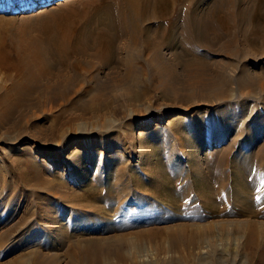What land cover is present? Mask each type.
Returning <instances> with one entry per match:
<instances>
[{
    "label": "rangeland",
    "instance_id": "obj_1",
    "mask_svg": "<svg viewBox=\"0 0 264 264\" xmlns=\"http://www.w3.org/2000/svg\"><path fill=\"white\" fill-rule=\"evenodd\" d=\"M0 2V51L26 43L45 73L42 103L0 128V241L29 209L22 242L75 264H264V0ZM62 23L86 46L69 67L41 56ZM121 24L132 74L91 46Z\"/></svg>",
    "mask_w": 264,
    "mask_h": 264
},
{
    "label": "bare ground",
    "instance_id": "obj_2",
    "mask_svg": "<svg viewBox=\"0 0 264 264\" xmlns=\"http://www.w3.org/2000/svg\"><path fill=\"white\" fill-rule=\"evenodd\" d=\"M0 4L2 5V2H0ZM121 21H123V20H121ZM125 22H123V23H125ZM68 24L69 23L58 24L55 36H53V39L51 40L52 41L51 46L49 47L48 45H46L45 51L43 49V52L41 53V56H43V58H45V59L48 57L49 58L51 57V60H56V64H58L60 67L71 66V64H72L71 59L73 57H75V58L79 57L80 55L83 56L85 51H82V49H83V47L84 48L86 47L81 43H79L78 45L72 44V42H71L72 34H71L70 29L67 27ZM122 25L123 24L118 25L119 28H117L116 35L109 33L110 35L108 37H105L108 34L103 35L104 32H99L97 35H95V37H93V41L91 42V46L96 48L97 54H94L96 57L99 55V53H100L99 51H101L100 50V48H101L100 43H104L106 47L108 46V50L111 49L114 51L116 57L118 58V59L116 58L115 62L119 65H125L127 70L131 73L132 72L131 71V65H132L133 58L131 56H122L121 57V55L119 53V52H121L119 50V48H120L119 42L121 41L120 37L121 36L123 37V35H124V31L122 30L123 29ZM210 25L211 24L207 23L208 27H210ZM207 30H209V29H207ZM210 34H212V33H210ZM213 34H215V33L213 32ZM50 35H52V34H50ZM46 40L48 42V38ZM85 50H86V48H85ZM39 53L40 52H36V51L32 52V50L30 51V49L28 50L26 43H22L21 45H19L18 51L16 50V55H15L16 57L15 58H13V57L10 58L5 52L0 51V68L8 70V71L12 70V71L18 72V74H17L18 79H21L20 81L12 83L11 86L7 90L0 93V128H2L4 126H8L10 124L11 117L15 111H18L19 113H21V115H23L27 111V109L31 110L32 106H30V102L33 99L34 93L37 94V95H35V97H37L36 99H38L37 101L42 103V99L44 98L45 94L43 93L42 89H39V85H40L39 80L41 79V77H43L45 75V73L42 70L43 68L42 69L36 68V64L39 62L38 61L39 60V57H38ZM48 60H50V59H48ZM43 64L45 65V63H43ZM47 64L48 63H46V65ZM87 72L89 73V71H87ZM65 78H67V77H65ZM159 78H162V80H163V76L160 75ZM159 78L157 77V79H159ZM66 81L67 80H65L63 82V85H66ZM48 86L50 87L49 84H48ZM44 88H45V86H44ZM66 89L67 88H65L63 86L61 88H59L56 92V96H58V98L64 99L65 96L68 95V93H69V92H67ZM216 89L217 88H213V90H216ZM218 89L223 90V86L222 85L219 86ZM77 90L78 89H76V91ZM101 92L102 91L99 90V88H94L92 91L91 90L88 91L87 95L90 97V99L92 98L94 100L96 98H101L103 104L105 105V104H107V100L109 97L105 96V94H103ZM231 94L234 95V93H232V92L230 93V95ZM70 98L71 97H68L67 99L70 101ZM33 100H35V99H33ZM27 106H29V107H27ZM100 106H101V104H97V103L88 104L86 102V100H84L82 102V105H81L79 110L81 112H83V111L89 112V111H94V110L100 109ZM76 110L77 109H75L74 111H76ZM70 111H71V113H74L72 108L70 109ZM62 112H65V111H62ZM63 115H64V113H63ZM63 115L61 114L60 116H58V118L55 120V124L51 123L49 125L50 129H52L51 133H55V131L57 133L56 135L55 134L53 135L57 139L56 143L54 144L55 146L61 145V143L59 141V139L63 135V133H62L63 131L62 130L59 131L61 124L63 125V124H67L70 122V119L63 120ZM67 129L68 130L71 129V125H69ZM9 139H11V138H9ZM34 143L39 144L40 142L34 140ZM50 144H53V143H44L43 142V143H40L39 145H40V147H43V146L48 147V146H50ZM21 151H22V153H26L25 149H23V148L21 149ZM37 180H38L39 184H42V185L45 184L43 180H40V177H37ZM51 183L52 182H50V184ZM25 211H26L25 213L27 216L24 214V219H22L23 218L22 217L18 221V222H21L20 224H22V225H20L17 228L15 227L16 229L14 231L9 230L10 232L8 231V234H7L8 237L3 238V240L0 241V251H2V253H5L7 250L9 251L8 254H5V255L0 254V264H60V262H62V260H64V259H65V262L68 261L67 264H75L78 261L77 257H74V256L69 257V255H67L65 258L62 259L59 256V254L54 250L49 255L47 253L48 250H47L46 246L45 245L41 246L39 242H35L34 244H30V243L25 244L24 242H22V240H24V237L30 233V229L23 228V227L25 225L26 226L28 225V224H26L28 222L27 218L29 220V218L32 219V217H33V216H31L29 209L25 210ZM55 215H54V217H55ZM43 218L47 219V220L50 219L49 215L47 213H45V216H43ZM51 226H50V228H51ZM5 232L7 233V231H5ZM14 237H15V239H14V241H12L13 242L12 243L10 239H13ZM20 238H22V240ZM6 258H8V259H6Z\"/></svg>",
    "mask_w": 264,
    "mask_h": 264
}]
</instances>
